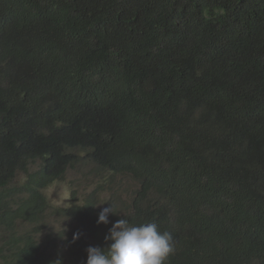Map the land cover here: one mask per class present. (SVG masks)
<instances>
[{
	"label": "trees",
	"instance_id": "obj_1",
	"mask_svg": "<svg viewBox=\"0 0 264 264\" xmlns=\"http://www.w3.org/2000/svg\"><path fill=\"white\" fill-rule=\"evenodd\" d=\"M107 261L264 264V0H0V264Z\"/></svg>",
	"mask_w": 264,
	"mask_h": 264
},
{
	"label": "rangeland",
	"instance_id": "obj_2",
	"mask_svg": "<svg viewBox=\"0 0 264 264\" xmlns=\"http://www.w3.org/2000/svg\"><path fill=\"white\" fill-rule=\"evenodd\" d=\"M69 176H71V174H69ZM72 176L80 178L79 173L72 172ZM90 176H91L90 173H86V175L84 177L78 179L81 188L87 186L85 189L86 192L90 191V189H91L90 186L92 184L89 180H85V178L90 177ZM71 189H72V185H69V187H68V185L66 183L56 182V183H53L52 185H50L45 190V194L47 195L48 202L51 205L57 206V207H63V206L68 205L70 202V190ZM56 216H57V214H51L48 217L47 222L51 223V220L56 218ZM64 225H66V224L64 223ZM55 226H56L55 229H57V227L61 226V224L59 223L58 220L55 222ZM98 264H115V262L114 261H107V262L98 263Z\"/></svg>",
	"mask_w": 264,
	"mask_h": 264
}]
</instances>
